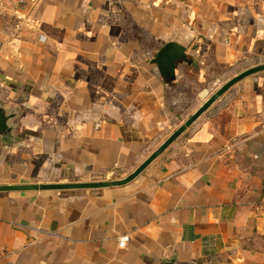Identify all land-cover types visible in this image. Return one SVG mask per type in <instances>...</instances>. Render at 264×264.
<instances>
[{
  "label": "crops",
  "instance_id": "crops-1",
  "mask_svg": "<svg viewBox=\"0 0 264 264\" xmlns=\"http://www.w3.org/2000/svg\"><path fill=\"white\" fill-rule=\"evenodd\" d=\"M24 7L0 20V102L21 113L18 144L0 139V186L122 179L220 83L264 64V0ZM168 44L184 50L171 77L156 62ZM167 261L264 264V73L126 186L0 193V264Z\"/></svg>",
  "mask_w": 264,
  "mask_h": 264
},
{
  "label": "water",
  "instance_id": "water-1",
  "mask_svg": "<svg viewBox=\"0 0 264 264\" xmlns=\"http://www.w3.org/2000/svg\"><path fill=\"white\" fill-rule=\"evenodd\" d=\"M184 50L173 44L166 45L159 53L156 62L162 69L163 74L171 77V70L174 62L181 58ZM264 73V64L253 66L234 78L224 83L191 117H189L176 131H174L162 145L156 149L134 172L122 179L76 182L59 184H26V185H5L0 186V193L12 192H75V191H98L109 188L126 186L138 177L160 158L175 142H177L196 122H198L211 108L216 105L229 91L245 79L254 75ZM21 113L13 107L0 102V139L12 144H18L16 136V121ZM165 264H177L175 261H167Z\"/></svg>",
  "mask_w": 264,
  "mask_h": 264
},
{
  "label": "built area",
  "instance_id": "built-area-1",
  "mask_svg": "<svg viewBox=\"0 0 264 264\" xmlns=\"http://www.w3.org/2000/svg\"><path fill=\"white\" fill-rule=\"evenodd\" d=\"M26 0H0V20L2 21H22ZM129 242L128 236H120L118 238L119 248H125Z\"/></svg>",
  "mask_w": 264,
  "mask_h": 264
},
{
  "label": "rangeland",
  "instance_id": "rangeland-1",
  "mask_svg": "<svg viewBox=\"0 0 264 264\" xmlns=\"http://www.w3.org/2000/svg\"><path fill=\"white\" fill-rule=\"evenodd\" d=\"M252 65H253V64H249V65L247 64V65H242V67H243V66H244V67H245V66H248V68H249V66H252ZM255 66H256V65H255ZM250 68H251V67H250ZM226 82H227V81H225V82L223 81L222 83H220V85H218V88H219V86L221 87V86H222L224 83H226ZM215 106H216V105H214V106L212 107V109H213ZM212 109H211V110H212ZM205 115H206V114H205ZM115 177H116V176H114V177L112 176V177H110L108 180L115 179Z\"/></svg>",
  "mask_w": 264,
  "mask_h": 264
}]
</instances>
